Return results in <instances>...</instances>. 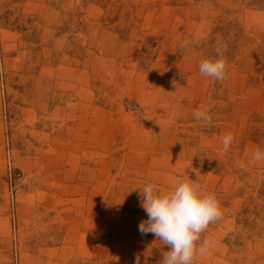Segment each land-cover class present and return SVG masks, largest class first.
<instances>
[{
	"label": "rangeland",
	"instance_id": "1",
	"mask_svg": "<svg viewBox=\"0 0 264 264\" xmlns=\"http://www.w3.org/2000/svg\"><path fill=\"white\" fill-rule=\"evenodd\" d=\"M0 61V264H161L139 193L188 175L222 211L193 264H264V0H0Z\"/></svg>",
	"mask_w": 264,
	"mask_h": 264
},
{
	"label": "clouds",
	"instance_id": "2",
	"mask_svg": "<svg viewBox=\"0 0 264 264\" xmlns=\"http://www.w3.org/2000/svg\"><path fill=\"white\" fill-rule=\"evenodd\" d=\"M226 47L218 44L215 58L200 61V74L216 80L225 78L226 60L223 51ZM193 115L204 122L211 120L207 109L197 110ZM232 141L233 135L225 134L221 141L222 151H228ZM249 161H264V151H253ZM191 170L197 173V169ZM139 203L147 218L138 224V231L141 234L152 233L161 245L167 246L162 251L161 264H193L197 254L205 255L214 246L215 236L201 239V234L210 223L222 216L221 207L215 194L205 191L196 179L188 175L177 180L169 189L149 182L140 190ZM133 264H140L138 256L134 258Z\"/></svg>",
	"mask_w": 264,
	"mask_h": 264
},
{
	"label": "bare ground",
	"instance_id": "3",
	"mask_svg": "<svg viewBox=\"0 0 264 264\" xmlns=\"http://www.w3.org/2000/svg\"><path fill=\"white\" fill-rule=\"evenodd\" d=\"M258 13H256V15H257ZM255 15V14H254ZM259 16V15H258ZM261 16V15H260ZM259 16V17H260ZM6 36V35H5ZM234 75V74H233ZM236 75V74H235ZM156 88H158V87H156ZM153 91V90H152ZM249 91V90H248ZM141 92H143L142 90H141ZM140 91L138 92V94H140L141 93ZM251 91H249V93H250ZM148 99L146 98V99H144V102H146ZM153 101V100H152ZM151 101V102H152ZM151 102H146L147 104L149 103V105L151 104ZM146 103H145V105H146ZM148 106V105H147ZM97 113H101V111H99V110H96L95 111V114H97ZM157 120V119H156ZM155 121V120H154ZM158 122V121H157ZM161 122V121H160ZM94 130H92L91 132H94V133H96V135H95V137H98L99 136V138H100V132H98V130L96 129L95 130V128H93ZM92 135H93V133H92ZM94 136V135H93ZM91 139H92V137H91ZM137 142V141H136ZM135 142V143H136ZM155 142V141H154ZM134 143V144H135ZM150 144V143H149ZM141 145V144H140ZM162 145V144H161ZM155 146V145H154ZM160 146V145H159ZM143 148V147H142ZM156 148V147H155ZM160 148V147H159ZM162 151V150H161ZM180 151V150H179ZM254 151V148H250V146H247V148H246V152H245V154H247V152H249V153H252ZM52 152V151H51ZM180 154L182 153V152H179ZM208 178H212V176L211 175H208ZM142 208V207H141ZM142 211H144L143 210V208H142ZM8 221L5 219L0 225L2 226V228H1V226H0V231L2 230V233L4 234V235H6V234H8L9 233V227H8ZM115 241V240H114ZM116 245H117V242H116ZM51 254H52V252H50ZM24 258H25V260H27L28 258L27 257H25L24 256ZM24 258H22L23 260H24ZM116 263H119V262H117L116 261Z\"/></svg>",
	"mask_w": 264,
	"mask_h": 264
},
{
	"label": "built area",
	"instance_id": "4",
	"mask_svg": "<svg viewBox=\"0 0 264 264\" xmlns=\"http://www.w3.org/2000/svg\"><path fill=\"white\" fill-rule=\"evenodd\" d=\"M2 74H3V72H2V64H1V61H0V82H1V85H2V78H3ZM12 264H20V257H19V253H18V250L16 248V245L14 247Z\"/></svg>",
	"mask_w": 264,
	"mask_h": 264
},
{
	"label": "crops",
	"instance_id": "5",
	"mask_svg": "<svg viewBox=\"0 0 264 264\" xmlns=\"http://www.w3.org/2000/svg\"><path fill=\"white\" fill-rule=\"evenodd\" d=\"M19 253V257H20V252H18ZM20 264H22V259H21V257H20Z\"/></svg>",
	"mask_w": 264,
	"mask_h": 264
}]
</instances>
